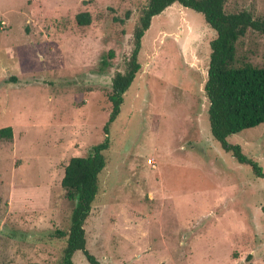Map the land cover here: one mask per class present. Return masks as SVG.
<instances>
[{"label": "rangeland", "instance_id": "obj_1", "mask_svg": "<svg viewBox=\"0 0 264 264\" xmlns=\"http://www.w3.org/2000/svg\"><path fill=\"white\" fill-rule=\"evenodd\" d=\"M145 2L0 0V123L13 131L0 139V264H56L65 240L55 230L72 210L64 166L106 135L84 224L101 264H264V177L211 134L203 87L216 33L202 14L175 2L151 18L105 130ZM241 9L264 17V0L225 4ZM81 11L90 24L76 23ZM238 52L264 64V34L247 31ZM226 139L264 173V123ZM72 260L89 264L81 250Z\"/></svg>", "mask_w": 264, "mask_h": 264}, {"label": "trees", "instance_id": "obj_2", "mask_svg": "<svg viewBox=\"0 0 264 264\" xmlns=\"http://www.w3.org/2000/svg\"><path fill=\"white\" fill-rule=\"evenodd\" d=\"M175 2L202 14L205 23L216 33L209 42V64L203 87L208 100L212 136L238 162L250 165L257 176L264 177L257 162L246 156L240 144L229 143L226 139L232 133L264 123V64L256 65L248 56L238 52L239 41L247 31L264 34V17L254 16L247 9L228 12L225 10L227 0H146L132 30L131 53L124 62L123 70L116 71L111 79L106 95L111 107L105 130L117 117L123 94L140 70L137 55L151 18ZM125 16L128 17V12ZM75 20L85 26L90 24L91 15L88 11H81L76 13ZM0 139L12 141L11 126L0 128ZM108 146L106 135L104 141L93 145L87 155L72 156L64 166L60 183L66 199L72 201V210L68 229L55 230V237L65 240L56 264H75L72 256L77 250L83 252L89 264H101L86 248L84 224L98 192V175L106 164L102 150ZM262 210L264 212V206Z\"/></svg>", "mask_w": 264, "mask_h": 264}, {"label": "crops", "instance_id": "obj_3", "mask_svg": "<svg viewBox=\"0 0 264 264\" xmlns=\"http://www.w3.org/2000/svg\"><path fill=\"white\" fill-rule=\"evenodd\" d=\"M0 120H1V119H0ZM3 124H4V123L1 122V123H0V126L3 125ZM4 126H5V125H3V126H1V127H4ZM1 127H0V128H1Z\"/></svg>", "mask_w": 264, "mask_h": 264}, {"label": "built area", "instance_id": "obj_4", "mask_svg": "<svg viewBox=\"0 0 264 264\" xmlns=\"http://www.w3.org/2000/svg\"><path fill=\"white\" fill-rule=\"evenodd\" d=\"M151 161H152L151 159H148V162H149V163H152Z\"/></svg>", "mask_w": 264, "mask_h": 264}]
</instances>
